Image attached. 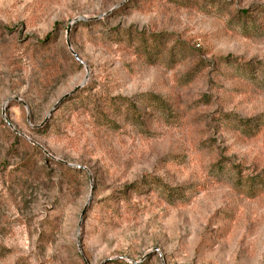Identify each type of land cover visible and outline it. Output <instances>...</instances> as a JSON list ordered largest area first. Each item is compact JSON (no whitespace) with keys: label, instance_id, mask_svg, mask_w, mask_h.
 <instances>
[{"label":"rangeland","instance_id":"1","mask_svg":"<svg viewBox=\"0 0 264 264\" xmlns=\"http://www.w3.org/2000/svg\"><path fill=\"white\" fill-rule=\"evenodd\" d=\"M0 264H264V0H0Z\"/></svg>","mask_w":264,"mask_h":264},{"label":"trees","instance_id":"2","mask_svg":"<svg viewBox=\"0 0 264 264\" xmlns=\"http://www.w3.org/2000/svg\"><path fill=\"white\" fill-rule=\"evenodd\" d=\"M125 105H126V108H127V104H125ZM135 115H136V114L132 115V117H135Z\"/></svg>","mask_w":264,"mask_h":264}]
</instances>
